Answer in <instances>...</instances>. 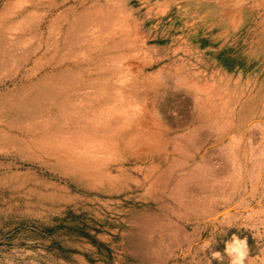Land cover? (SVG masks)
<instances>
[{
    "label": "rangeland",
    "instance_id": "obj_1",
    "mask_svg": "<svg viewBox=\"0 0 264 264\" xmlns=\"http://www.w3.org/2000/svg\"><path fill=\"white\" fill-rule=\"evenodd\" d=\"M173 2L0 0V264H231L238 241L243 264H264L254 26L226 34ZM78 75L146 112L143 145L89 130L103 161L70 150L54 92Z\"/></svg>",
    "mask_w": 264,
    "mask_h": 264
},
{
    "label": "bare ground",
    "instance_id": "obj_2",
    "mask_svg": "<svg viewBox=\"0 0 264 264\" xmlns=\"http://www.w3.org/2000/svg\"><path fill=\"white\" fill-rule=\"evenodd\" d=\"M173 1L174 2L184 1L187 5L190 6V8L192 9V14H193L191 17H192L193 22L196 25L198 24V22L199 23L201 22L202 24L210 23V22L212 24H216V25L221 24L227 28V31H225L226 34L233 31L234 29L243 28L247 24L253 25L254 26V28L252 27L253 30L248 31V33H249V35H252V39L253 38H255V39L252 40L250 46H247V47H249L248 54L250 57H253L256 54L260 53L262 55L263 61H264V0H173ZM171 2L172 1L166 2L165 4L164 3H161V4L163 5L164 8H166L170 5ZM204 10H206L205 11L206 14H204V16H202V18L199 17V13L204 11ZM249 17H251V19H249ZM196 27H198V26H196ZM199 27H200V25H199ZM2 31H3V29H2ZM6 35L8 36V34H6ZM246 35H247V33H246ZM7 36H5V37H7ZM11 37H13V36H11ZM7 38H9V37H7ZM2 39H4V38H2ZM12 42H13V40H12ZM8 50H10V49H8ZM3 53H6V52H3ZM4 57H5V55H4ZM6 57H7V55H6ZM6 57H5V59H6ZM1 62H3V61H1ZM3 64H5V63H3ZM66 73H67V71H66ZM56 74H54V75H56ZM58 74L60 75V73H58ZM69 75H70V73H69ZM109 75H110V73H109ZM65 76H66V74H65ZM71 78L72 77L70 75V80H71ZM64 80H66V78ZM72 80L73 81L71 82V84L74 85V87H71V88L69 87V88H66L64 90H59L57 92H54V95H55V98H54L55 103L54 104H56L54 106H55V108H57V104H58V107L60 108V110L63 111V113H65L66 118H63L64 122H62V123L67 124L68 127H70V126L75 127V130L78 134V136H77L78 138L76 137V139H75L76 142H74V141L69 142L70 150L73 153H75L78 156L88 158V160H91L93 162L103 161V159L101 158V156L97 152V150H98L97 149V143H94L91 145L90 139L88 137H87V140L84 139L85 138L84 135L87 134V132H89V130L93 131V132H108V131L112 132V131H114L115 134L117 135V140L118 139H120V140L124 139V137H126L128 135H133L132 140L134 142L137 141L138 146H141V145H143V143H145V141L143 139H144L145 127H147L148 121H146V118H145L146 112L144 113L143 109L140 108V109L128 111V110H126L125 100H123V99H120L118 104L111 107L112 105L110 106L109 101L111 100L110 96L112 94L108 93L106 91L107 86L109 85L108 79L103 81L104 82L103 83L104 88H102L101 90L94 89L95 86L90 85V84H88V86L85 87L84 83H83V81L85 79L82 80L79 75L73 77ZM89 80H92V79H89ZM75 81H77L78 83L76 84ZM141 81H142V79H141ZM136 82H139V81L137 80ZM121 88H122V86H121ZM87 89H93V90L91 91V90H87ZM28 90L30 91V89H28ZM133 90H135V86L134 87L130 86L127 89L124 88V91H125V94L127 95V97H128V94ZM77 91L80 92L78 95H76ZM120 91H122V90H120ZM42 93H43V91H42ZM118 93H119V91H118ZM51 94H53V93H51ZM48 96H49V94H48ZM16 97H18V96H15V98ZM76 97H78V98H76ZM121 97H123L122 94L119 95V98H121ZM60 98L62 101L58 102ZM115 98L116 97H114V99ZM132 98H133V96H132ZM33 100H34V98H33ZM77 101H79V105L75 106V108H72V104L74 102H77ZM116 101L117 100H115L114 102H116ZM82 102L84 103V105L81 106ZM126 102H127V100H126ZM26 103H28V102H26ZM128 103L131 104V101ZM0 104H2V103H0ZM127 109H129V108H127ZM33 112H35V111H33ZM86 113L87 114L91 113L90 117L85 116ZM93 113H95V114H93ZM17 115H19V114H17ZM146 115H148V114H146ZM31 118H32V116H31ZM59 119H60V117H59ZM25 123H27V122H25ZM44 123H45V121H44ZM64 128H66V127H64ZM30 130L31 129H29V131ZM74 134H75V132H74ZM72 137H70V138H72ZM91 141H93V140H91ZM101 148H103V147H101Z\"/></svg>",
    "mask_w": 264,
    "mask_h": 264
},
{
    "label": "clouds",
    "instance_id": "obj_3",
    "mask_svg": "<svg viewBox=\"0 0 264 264\" xmlns=\"http://www.w3.org/2000/svg\"><path fill=\"white\" fill-rule=\"evenodd\" d=\"M246 247V243L243 241H238L232 247H229L227 251L230 255H233L231 264H243V260L245 257V251L243 250ZM216 256L219 257V253H216Z\"/></svg>",
    "mask_w": 264,
    "mask_h": 264
}]
</instances>
